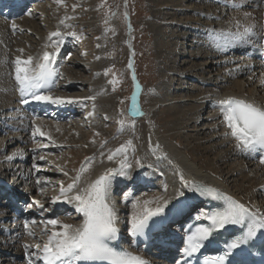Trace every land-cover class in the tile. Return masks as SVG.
I'll return each mask as SVG.
<instances>
[{
    "label": "bare ground",
    "instance_id": "6f19581e",
    "mask_svg": "<svg viewBox=\"0 0 264 264\" xmlns=\"http://www.w3.org/2000/svg\"><path fill=\"white\" fill-rule=\"evenodd\" d=\"M152 1L158 7L153 11L156 21L151 26L161 35L158 38L161 39L159 58L166 67L169 66V62L172 64L171 68L162 71V77L166 81L165 84L169 86V91L164 95L148 94L145 99L139 91L137 100L142 115L131 117V105L127 110V115L132 124L129 121L125 122L123 128L118 123L122 119L116 116L120 113V107H115V104L119 103L117 95L104 84V79L94 75L81 79L87 72L86 70H94L97 74L100 72L102 65L98 56L102 52H98L97 56L87 54L96 46L82 38L79 46H82L83 53L79 54L77 59L71 54L75 46H72L67 39L70 35L69 29L72 27L86 35L97 34L95 29L99 27V23L90 12L92 0H62L59 4L56 0H47L39 7L30 10V14H23L17 20L7 21L0 17V45L2 44L1 50L4 51V56L2 55L3 58L0 59V129L7 133V128H10L13 132L8 133V136H3L0 141V174H2L0 179H6L8 183L17 179L16 185L11 184L15 193L18 195L22 193L20 200H25L28 204L30 201L32 204L39 202V205L43 206L37 205L36 208H31L30 215L25 214L14 223V215H6L8 211H11L9 205L6 204L8 196L0 201V251H6L14 257L22 258L17 262L12 258H6L4 254L0 256V264H29L30 258L33 263L41 262L36 259L39 253L35 246L41 242L38 240V234L43 237V243L40 244L42 248L48 235H44L41 230L52 231V226L46 222L49 219H57L55 216L59 213L60 207L73 211L70 215L72 218L57 220L74 226L83 222V216L76 211L73 203L58 201L55 204L51 203L53 207L48 209L41 201L46 198L41 199L34 195V191L40 195L43 194L41 189L37 190V184L54 183L57 186L55 197H58L61 185L65 184L58 176L61 174L59 170L53 171L48 168L40 170L35 166L37 171L39 170L44 175L43 178L37 177L35 181L33 178L36 176L23 165L30 155L36 154L38 146L33 141L37 137H42L33 136L34 128L37 126L44 132H48L44 137H47L57 149L63 147L59 145V142L64 138H71V141H75L79 136H83L82 140L72 142L74 144L70 141L67 144L64 141L66 146L72 147V144L83 147L86 153L84 154L86 162L82 167L87 166V171L81 175L80 188H86L108 169L117 170L112 177L109 202L116 217L122 214L127 219V226L123 228L126 232L131 229L132 216L136 211L133 205L137 201L141 204L149 200L168 201L164 214H181L180 211L188 203L192 204L195 201L193 188L200 185H213L215 189L231 196L250 209L264 213V167L257 163L249 152L241 151L230 134L226 135L229 130L223 123V116L217 107L219 100L228 97L242 99L264 107V72L257 69L255 72L246 71L247 65L237 63L233 59L232 54L236 44L228 35L238 30L242 31V27L240 29L235 27L236 21H239L242 26L255 23V33L264 35L262 33L264 30V0H260L261 5L253 12L246 11L244 8L254 6L259 0ZM234 3L243 5V7L234 8ZM82 4L85 8L80 11ZM246 14L250 15L246 18ZM13 23L16 25L15 30L12 28ZM169 28L176 30L168 34ZM56 31L64 34L61 51L56 59L57 72L62 79L57 84L56 92L51 95L61 98L64 102L54 103V109L61 105L70 111L71 108L81 103L83 106L86 105L84 110L75 108L73 118L76 117V119L69 125H53L45 122L44 119L40 121L24 119V115L18 111L15 103L18 91H15L17 84L14 79L13 61L17 57L38 58L45 50V44L50 43V34ZM200 36L201 39L198 38ZM190 38H194L192 43H197V51L187 52L189 47H193L186 43L190 41ZM57 39L58 37H52L51 42ZM47 50L53 51L51 48ZM176 58L177 60L181 58V60H172ZM69 65L72 68L66 67ZM185 79H196L198 86L195 85L196 83L193 85L188 82L192 88L185 90L188 89L183 87L184 83H187ZM184 91L187 93L181 97L180 94ZM90 97H95V100L89 99ZM159 109H164V111L160 112ZM58 111L59 109L56 114ZM65 113L66 111L60 115ZM10 115L14 120L11 119L10 126H6ZM107 119L112 124L116 123L118 128L116 126L110 130L101 131ZM203 121L205 123L199 128L198 125ZM85 128L104 132V135L92 140L84 133ZM127 141L132 142V147L127 150L126 154L118 155L111 161L108 160V155ZM16 143L24 144L25 148L10 152L9 148ZM124 155H126L128 166L124 168L125 175H120V164ZM41 157H35L32 160L34 165L39 161L44 162ZM3 161L8 163L2 165ZM17 163L18 168H16ZM82 167L77 174H80ZM181 174L187 182V187L181 184ZM76 176L74 175L68 184L72 183ZM138 178L147 184L146 189L155 190L157 194L135 198L132 193L128 199L125 195L117 197L123 185L127 182L129 185L130 183L137 185L135 180ZM22 183L25 184L27 192L21 190ZM131 189L134 192L132 186L126 191L129 192ZM3 191L4 188H0L1 194ZM74 194L75 190L68 196L71 197ZM155 206V204L150 205V207ZM9 217L13 220L9 221L11 219ZM26 220L29 221L28 227L24 224ZM34 220H38L37 223H31ZM29 232L32 235H29ZM8 236L10 238H7Z\"/></svg>",
    "mask_w": 264,
    "mask_h": 264
},
{
    "label": "snow or ice",
    "instance_id": "6c2138e0",
    "mask_svg": "<svg viewBox=\"0 0 264 264\" xmlns=\"http://www.w3.org/2000/svg\"><path fill=\"white\" fill-rule=\"evenodd\" d=\"M59 4L62 0H56ZM234 8L243 7V5L233 4ZM250 14H246V18ZM64 23V21H61ZM235 27L242 31L228 33L233 42L244 41L247 37L255 35L256 24L249 23L242 26L236 21ZM13 30L16 29L15 23L12 24ZM264 33V30H262ZM72 36L76 34L69 33ZM52 37H58L54 42ZM79 39V37H76ZM64 34L59 31L53 32L49 36L50 43L45 44V50L38 58L28 56L27 58L17 57L14 64V79L18 86L21 97H31L36 102L62 103L61 98L53 97L50 92H43L44 89L53 87L54 78L58 75L54 65L60 54L63 44ZM51 48L53 51H48ZM22 51V50H20ZM132 64H129V68ZM108 73L105 72V75ZM135 80V77H133ZM115 84L116 81H110ZM139 85H136V91L131 97V117L142 115L138 106L137 94ZM89 99L95 100V97ZM71 102V101H69ZM23 103H28L27 99ZM217 107L223 116V123L231 137L236 141V146L244 152L264 151V107L256 106L253 103L233 97L224 98L218 101ZM123 128L125 121H118ZM47 136L39 127H35L33 136ZM46 146V145H45ZM132 147V142L127 141L114 152L108 155V160H113L116 156L126 154ZM158 147V146H157ZM134 151V149H133ZM43 159V157H41ZM264 163V159L260 161ZM139 163V161H137ZM126 155L121 160L120 175H125L124 168L127 167ZM87 171V166H83L72 183L65 188L60 187V195L53 198L52 203L58 201L73 203L76 211L83 216V222L74 226L72 224L62 223L57 219H49L46 223L52 226V231L48 235L47 241L35 247L37 252L36 259L42 264H146V262L137 255L126 251H117L109 245V241L115 240L119 229L116 226L117 217L114 209L110 206L108 200L112 186V177L116 174L115 169H108L100 175L94 182L88 184L86 188H80L81 175ZM64 175H67L65 172ZM181 184L187 187V182L183 174L180 175ZM75 190V194L68 196ZM199 191L202 196H208L213 199L223 200L222 210L203 214V219L209 223L208 226L197 227L187 236L183 253L187 257L205 248L206 242H215V234L226 230L229 226L239 227L242 234L237 239L226 241V250L222 255L205 258L203 264H228V258L233 250L246 245L257 233L264 230V213L252 210L246 205L239 203L229 196H224L212 189L193 188V191ZM183 195V193H180ZM129 197L126 196V199ZM37 203L38 206L39 202ZM155 204V207L150 205ZM168 201L149 200L142 204L137 201L133 207L136 209L131 220V234L133 237L143 235L149 227V222L154 217L164 214ZM200 219V217H197ZM25 227H28L26 224ZM58 229V230H57ZM29 235H32L29 232ZM32 264V259H29Z\"/></svg>",
    "mask_w": 264,
    "mask_h": 264
},
{
    "label": "rangeland",
    "instance_id": "374dc122",
    "mask_svg": "<svg viewBox=\"0 0 264 264\" xmlns=\"http://www.w3.org/2000/svg\"><path fill=\"white\" fill-rule=\"evenodd\" d=\"M92 1L93 4L91 5L90 12L92 13V15H94L96 21L99 23L98 24L99 27L95 29V31H97V34H93V35L94 36L98 35V36L97 37L95 36L96 37L95 38L93 35H86L84 32L83 33L79 32L77 29H75V27H72L71 29H69V32L70 33L74 32L76 36L75 37L73 36L72 40L70 39L71 43L74 44L75 46V49L72 51L71 54H73V57L75 58L77 57L78 59L79 54L83 53L82 46H79V44L82 42L81 40L83 39L87 42H91L93 46H96L95 48L90 50L91 52L87 54H89L90 56L91 55L97 56L96 54L98 52H102L98 56V59L100 60L102 65V69L100 70V72H98L97 74V72H95L94 70H86L87 72L85 71H84L85 73L83 72L84 76L82 74L83 77L81 79L83 80L86 76L89 77L91 75H94L96 77L98 76L102 77L104 79V84L112 91H114L115 94L117 95V102L119 103H117L118 105L115 104V107L118 106L120 107L119 109L120 113L116 116L118 118H121L123 121L125 122L129 121V123L132 124V122H130L129 116L127 115V110L130 109L132 105L131 97L133 93L136 91L137 84L139 85L140 92L145 96L144 99L147 97L148 94H153V96L159 94L164 95L169 91V86L165 84L166 81L162 77L163 76L162 71L171 68L172 64L171 62H169L168 63L169 66L166 67L163 63H161V58H159L160 56L159 41L161 39H158L160 38L159 36L161 35L159 34V32L156 31V29H153V27L151 26L156 21L155 20L156 17L155 15H153V11L157 10L158 7L156 3H154V1L152 0H92ZM83 8H85V6L82 4L79 10L82 11ZM174 30L176 29L169 28L167 32L168 34H171L172 32H174ZM76 37H79V39H77ZM126 38L127 40H125ZM193 39L194 38H190V41L186 42L188 43L187 45L193 46V47H189L187 52L197 51L198 49V46L196 47L197 43H192ZM1 48L2 47L0 45V49ZM0 55H1L0 58H3L4 56L3 50L0 51ZM172 60L175 61L177 60V58ZM180 60L181 58L177 61ZM129 63L132 64L131 68H129ZM66 67L72 68L70 65ZM105 72H107L108 74L105 75ZM133 77H135V80H133ZM113 80L116 81L115 84L110 83V81ZM62 81H64V79ZM185 81L187 83H184L183 87L185 86L188 88L185 90H191L189 88H192V86L189 85L188 82L193 83V85L196 83L195 85L198 86L197 82H193L192 79L191 80L185 79ZM87 86L88 85L85 84V87ZM186 93L187 92L184 91L183 94H180L181 97H183ZM159 111L163 112L164 109H159ZM203 123L205 122L203 121L198 125L199 128L200 126H203ZM116 126H117L116 123L112 124V122H110L107 119L106 124L102 127L101 131L110 130L116 128ZM84 131H85L84 133L88 135L87 138L90 136L92 140L97 139L99 136L102 137L101 135H104L103 134L104 132L102 133L101 131L96 132L93 131L91 128H85ZM70 135L68 136L69 138ZM81 137L83 139V136ZM81 137L79 136V138L75 141L82 140ZM54 138L60 139V137L58 136L57 137L54 136ZM1 139L2 137L0 138V141ZM64 141L67 144H69L68 143L69 141L70 143L75 142L73 140L71 141V138L70 139L64 138L63 140H61V142ZM38 142H42V144L44 143L47 147H50L52 145L50 147L51 150H45L46 155L43 154L42 156L43 159L46 161L44 162L39 161L37 164L34 165V162L31 159L33 155H30L28 157V161L23 162V165L28 167V171L33 172V174L35 176L37 175V177L39 178H43L44 175H42L39 172V170L37 171L35 166L40 168V170L44 168L46 169L48 168L53 171L59 170L61 174H59L58 176L59 178H62L63 181L65 182V184H63V186L65 187L66 185H68V183L71 181L70 179L74 175H78L77 173L80 167H82L84 162H86V160H84L86 158V155H84L86 154L84 152V148L80 146L72 145L74 143H72L71 144L72 147H70V146H66L65 142L64 143L59 142L60 143L59 145L63 147L62 149L58 150L55 146H53L54 144H52V142H48L46 139H43V141L38 140L37 143ZM55 142L57 141L55 140ZM184 145H186V143H184ZM56 149L58 150V152H56L57 151ZM9 150L11 152L12 150H18V148L14 147L13 144V146L10 147ZM50 159L52 160L49 161ZM55 161H56V165L54 166ZM3 163L5 164L2 165L7 164L6 162ZM60 165L62 166L60 167ZM12 166L11 168H13ZM18 166L19 164L17 163V167ZM58 167L62 168V170ZM63 172L64 173L66 172L67 175H64ZM51 184L53 185H49L48 183L46 185V188L42 189L43 191L42 195L34 191L35 196L37 195L41 197V199L46 198L45 200H41V201L44 204H46L48 209L53 207V204L51 203L53 198L57 194V189H56L57 186L54 183ZM22 185L25 186V184L22 183L20 188L22 187ZM25 192H27V189ZM33 204L35 205L32 206L31 208L33 207L36 208L37 204L36 203ZM60 218L63 219V217ZM38 225L41 226L43 224H38ZM41 232H43L44 235H49L51 233L48 230L46 231L41 230Z\"/></svg>",
    "mask_w": 264,
    "mask_h": 264
}]
</instances>
